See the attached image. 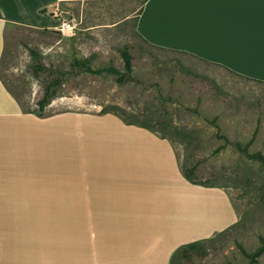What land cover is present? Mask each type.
I'll use <instances>...</instances> for the list:
<instances>
[{"label":"crops","instance_id":"1","mask_svg":"<svg viewBox=\"0 0 264 264\" xmlns=\"http://www.w3.org/2000/svg\"><path fill=\"white\" fill-rule=\"evenodd\" d=\"M58 2L0 0V60L6 28L49 29L55 9L42 10ZM135 29L264 82V0H145ZM63 102L25 112L0 78V264H171L233 221L218 188L187 180L167 138L80 109L84 98Z\"/></svg>","mask_w":264,"mask_h":264},{"label":"rangeland","instance_id":"2","mask_svg":"<svg viewBox=\"0 0 264 264\" xmlns=\"http://www.w3.org/2000/svg\"><path fill=\"white\" fill-rule=\"evenodd\" d=\"M143 3L59 0L51 28L9 26L0 78L23 108L36 111L51 76L47 71L34 74L36 62L27 46L39 53L46 68L65 72L74 57H91L93 68L113 65L123 71L121 49L128 46L133 64L129 81L119 84L108 73L67 74L45 112L64 110L66 98H84L80 109L110 110L144 124L171 142L180 168L194 166L198 182L218 188L224 206L230 205L226 220L232 221L233 208V221L223 227L220 219L217 233L201 240L204 256L193 253L185 260L174 252L171 264H264V254L250 263L242 252H253L264 239V166L238 147L247 145L249 153L264 155V83L188 53L150 46L135 29ZM39 22L52 21L45 17ZM63 22L72 30H61Z\"/></svg>","mask_w":264,"mask_h":264},{"label":"trees","instance_id":"3","mask_svg":"<svg viewBox=\"0 0 264 264\" xmlns=\"http://www.w3.org/2000/svg\"><path fill=\"white\" fill-rule=\"evenodd\" d=\"M144 2H145V0H144ZM55 8H56V5H52L50 7H47L46 9L42 10V12H50ZM44 30H46V29H44ZM150 46H152V45H150ZM26 48L28 49L29 53L33 57V60L36 62L32 65V69H33L34 74L36 76H38L41 72L47 71L48 74L51 76V78L44 85L42 96L37 101V110L36 111L29 110L28 108H26V109L23 108L24 107L23 104L17 99L16 96H14L18 100V102L20 103L21 107L23 108V110L25 112H36L38 115L42 116L44 114L45 108L50 104L51 100L55 97L57 89L59 87H61L63 80L67 74L77 76V75H80L82 73H88V74H93V75H102L104 73H108V74L114 75L116 82L119 84H123V83H125L131 79L130 77H131V73L133 70V64H132V55H131V52H130V49L128 46H124L121 49V57H122L123 62H124V70L123 71L117 69L113 65H109L107 67L93 68L91 57H86V58L74 57L70 63V70L67 72L53 68V66L46 68L40 60L39 53L36 50H34L28 46ZM156 48L162 49L159 47H156ZM169 51L186 53L183 51H174V50H169ZM213 65L224 68V67L216 65V64H213ZM224 69H226V68H224ZM233 74H235V73H233ZM235 75H238V74H235ZM239 76H241V75H239ZM242 77H244V76H242ZM244 78H246V77H244ZM247 79H249V78H247ZM250 80H253V81H256L259 83H264L262 81H258V80H254V79H250ZM101 113H113V114L119 116L127 124L138 125L132 121H128L127 119H125V117H122L121 114L119 115V114H117L113 111H110V110H103ZM138 126L149 129V127H147L144 124L138 125ZM238 147L241 150V152H243L247 157L260 162V164H262L264 166V155L262 153H260V152L249 153L247 145L244 147H242L241 145H238ZM181 169H182L184 176L191 183L200 184V185H204V186H213V185H206V184H203V183H200L197 181L194 166H192V167H181ZM242 252L250 260V263L257 260V258L259 256L264 254V239H262V238L260 239L259 246L253 252L248 253L244 249H242ZM193 253L204 256L205 249L203 247L202 241H195V242L188 243V244L180 247L176 251L175 254H177L182 259L190 260Z\"/></svg>","mask_w":264,"mask_h":264},{"label":"built area","instance_id":"4","mask_svg":"<svg viewBox=\"0 0 264 264\" xmlns=\"http://www.w3.org/2000/svg\"><path fill=\"white\" fill-rule=\"evenodd\" d=\"M60 28L61 30H72V26L69 22H63Z\"/></svg>","mask_w":264,"mask_h":264},{"label":"bare ground","instance_id":"5","mask_svg":"<svg viewBox=\"0 0 264 264\" xmlns=\"http://www.w3.org/2000/svg\"><path fill=\"white\" fill-rule=\"evenodd\" d=\"M60 25V24H59ZM61 26V25H60Z\"/></svg>","mask_w":264,"mask_h":264}]
</instances>
